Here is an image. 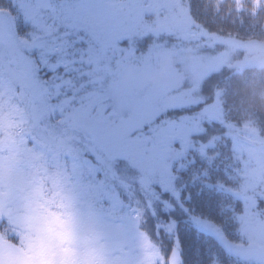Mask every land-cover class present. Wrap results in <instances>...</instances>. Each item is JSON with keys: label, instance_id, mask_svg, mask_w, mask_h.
I'll use <instances>...</instances> for the list:
<instances>
[{"label": "rangeland", "instance_id": "374dc122", "mask_svg": "<svg viewBox=\"0 0 264 264\" xmlns=\"http://www.w3.org/2000/svg\"><path fill=\"white\" fill-rule=\"evenodd\" d=\"M139 2L141 48L135 58L148 66L138 74L136 64L119 65L118 86L138 85L155 99L140 113L151 130L137 126L129 131L147 146V159L124 155L123 129H113L93 145L105 175L97 181L95 168L80 159L71 137H34V114L6 80L0 81V264H184L177 233L168 254L144 231L146 199L156 186L178 195L167 168L199 130L197 119L224 116L216 103L173 119L167 112L195 107L201 99L196 90L211 72L264 66V42L204 28L192 19L187 0ZM19 3L24 11L25 0ZM9 20H14L11 12L0 9V21ZM251 77L250 86L264 85L259 70ZM222 122L235 146L250 155L251 169H246L239 194L245 203L239 230L246 243L230 244L207 220L200 225L222 236L240 257L264 264V138ZM3 221L16 230L18 243L3 238ZM9 232L8 237L15 233Z\"/></svg>", "mask_w": 264, "mask_h": 264}, {"label": "snow or ice", "instance_id": "6c2138e0", "mask_svg": "<svg viewBox=\"0 0 264 264\" xmlns=\"http://www.w3.org/2000/svg\"><path fill=\"white\" fill-rule=\"evenodd\" d=\"M142 14L139 0H25L18 18L0 21V81L34 114V137H71L97 181L105 175L93 145L113 129H123L124 155L147 159L129 131L151 130L140 113L155 99L138 85L118 86L119 65L136 64L138 74L148 66L135 58Z\"/></svg>", "mask_w": 264, "mask_h": 264}, {"label": "trees", "instance_id": "16d2710c", "mask_svg": "<svg viewBox=\"0 0 264 264\" xmlns=\"http://www.w3.org/2000/svg\"><path fill=\"white\" fill-rule=\"evenodd\" d=\"M187 2L192 19L204 28L223 36L264 42V0ZM0 9L11 12L14 19L23 11L19 0H0ZM258 70L264 78V66L260 65L243 69L229 66L211 72L196 90H200L201 99L195 107L167 112V118L173 119L176 115L202 112L216 103L220 104L224 116L197 119L199 123L195 125L199 130L192 133L183 155L167 168L174 176L178 195L156 186L155 194L146 199L150 204L146 207L144 231L168 254L174 248L172 234L177 233L184 264H261L240 257L222 236L201 227L203 220H207L230 244L246 243L239 230L240 216L245 209L239 194L246 169H251L250 155L235 146L222 120L264 138V85H249L252 73ZM3 224H6L3 238L18 243L16 230L7 221ZM9 229L15 231L10 237Z\"/></svg>", "mask_w": 264, "mask_h": 264}]
</instances>
